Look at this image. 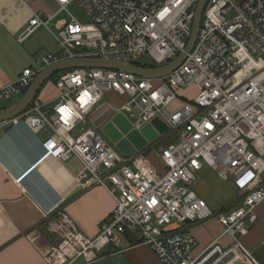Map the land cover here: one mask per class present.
<instances>
[{
    "label": "built area",
    "instance_id": "2783aa9c",
    "mask_svg": "<svg viewBox=\"0 0 264 264\" xmlns=\"http://www.w3.org/2000/svg\"><path fill=\"white\" fill-rule=\"evenodd\" d=\"M58 13L76 3L88 21L57 24L52 34L58 52L39 57L37 69H26L11 84L0 86V104L24 94L44 67L66 59H101L135 65L147 57L162 67L184 52L199 0H54ZM49 18L34 13L25 39L37 28L48 30ZM136 66V65H135ZM58 94L49 103L34 101L20 116L0 121V130L24 122L33 133L50 135L41 162L75 158L81 164L79 185L103 188L115 206L95 237L83 234L61 209L45 222L53 236L49 264H92L121 237H137L162 264H225L244 250L241 237L257 221L264 201V0H208L196 43L181 65L156 80L103 69H76L57 74ZM194 86L191 99L176 89ZM114 92L126 99L117 109L131 130L160 119L175 140L160 144L162 169L144 151L123 155L100 130L86 127L87 117ZM167 133V134H168ZM208 168L238 193L239 206L216 215L194 190ZM82 184V185H83ZM89 186V185H88ZM216 216L229 247L218 239L194 257L197 241L185 225ZM175 223L178 227L171 228Z\"/></svg>",
    "mask_w": 264,
    "mask_h": 264
},
{
    "label": "crops",
    "instance_id": "0c3cea01",
    "mask_svg": "<svg viewBox=\"0 0 264 264\" xmlns=\"http://www.w3.org/2000/svg\"><path fill=\"white\" fill-rule=\"evenodd\" d=\"M34 13H43L50 19L49 23L60 14H57L54 0H0V86L13 83L26 69H37L41 28L20 40L30 27ZM58 22L60 20L55 23L56 31ZM49 81L42 86L35 101L49 103L56 98L58 92L54 82L49 87ZM104 98L88 115L86 127L100 130L117 114V109ZM121 122L123 128L127 121ZM167 133L141 150L157 169H162L158 157L160 144L175 140V135ZM50 134L48 129L33 133L24 122L0 130V264H49L47 256L54 240L44 225L58 208L88 237L97 235L100 223L114 209V200L103 188L89 182L77 183L76 175L82 167L73 159L47 160L16 183V179L41 157L42 142ZM194 190L216 215L228 214L239 206L238 193L231 184L221 181L208 168L199 173ZM256 215V223L242 235L241 244L256 263L264 264V201ZM185 226L197 241L194 257L217 239L221 246L232 244V239L223 235L216 216ZM174 227L178 225L173 223L171 228ZM92 264L162 263L138 236L124 235L118 248L109 245ZM225 264L250 262L240 253L230 257Z\"/></svg>",
    "mask_w": 264,
    "mask_h": 264
},
{
    "label": "water",
    "instance_id": "95a60500",
    "mask_svg": "<svg viewBox=\"0 0 264 264\" xmlns=\"http://www.w3.org/2000/svg\"><path fill=\"white\" fill-rule=\"evenodd\" d=\"M207 1H198L186 48L184 52L180 53L167 65L156 68H142L135 65L101 59H66L50 64L39 71L18 104L9 109L0 110V121L12 120L24 113L35 101L42 86L52 77L65 71L76 69L114 70L131 73L139 78L151 80L160 79L171 74L181 65L196 43L201 17ZM123 119L125 118L121 113L115 114L100 131L119 152L126 156L141 151L146 145L154 142L168 131L167 126L158 118L146 124L140 131L131 130V124L128 121L122 128L121 121Z\"/></svg>",
    "mask_w": 264,
    "mask_h": 264
},
{
    "label": "rangeland",
    "instance_id": "374dc122",
    "mask_svg": "<svg viewBox=\"0 0 264 264\" xmlns=\"http://www.w3.org/2000/svg\"><path fill=\"white\" fill-rule=\"evenodd\" d=\"M44 1V0H42ZM67 11L69 14L74 17L76 20H78L80 23L84 24L88 21V18L83 11L82 8L78 6V4L73 3L68 6ZM68 13H60L54 17V19L49 23L48 25V30L41 28L40 29V57L42 56H47V54H55L58 52V46L53 38L52 34L56 35L58 32L55 30V23L58 20H70V15ZM48 31V32H47ZM141 63H148L150 60L147 57H144L139 60ZM49 87L52 86V81L50 80L49 82ZM47 84V83H46ZM44 85V87L46 86ZM49 90V89H48ZM177 95L181 98L184 99H191L195 96L196 94V89L194 86H190L187 88H178L175 90ZM23 98L22 94H15L10 96V98L6 101H3L0 104V109L4 107L5 109H9L13 107L14 105L18 104L21 99ZM105 101H107L109 104H111L112 107H115V109H121L124 107L126 103V99L122 97L121 95L112 93V92H107L105 93ZM107 139V138H106ZM108 140V139H107ZM264 158V156H263ZM73 160H76L73 158ZM77 161V160H76Z\"/></svg>",
    "mask_w": 264,
    "mask_h": 264
},
{
    "label": "trees",
    "instance_id": "16d2710c",
    "mask_svg": "<svg viewBox=\"0 0 264 264\" xmlns=\"http://www.w3.org/2000/svg\"><path fill=\"white\" fill-rule=\"evenodd\" d=\"M135 65L136 66H138V67H142V68H156L151 62H148V63H141V62H136L135 63ZM56 77H57V75L56 76H54V77H52L50 80L52 81V83L55 81V79H56ZM45 85V84H44ZM43 88V87H42ZM42 88H41V90H42ZM40 93V92H39ZM37 98V97H36ZM36 100V99H35ZM32 105H33V103H32ZM31 105V106H32Z\"/></svg>",
    "mask_w": 264,
    "mask_h": 264
},
{
    "label": "bare ground",
    "instance_id": "6f19581e",
    "mask_svg": "<svg viewBox=\"0 0 264 264\" xmlns=\"http://www.w3.org/2000/svg\"><path fill=\"white\" fill-rule=\"evenodd\" d=\"M44 162H45V161H44ZM44 162H41V163H44ZM41 163H40V164H41Z\"/></svg>",
    "mask_w": 264,
    "mask_h": 264
}]
</instances>
